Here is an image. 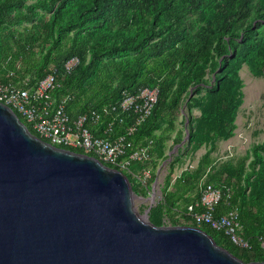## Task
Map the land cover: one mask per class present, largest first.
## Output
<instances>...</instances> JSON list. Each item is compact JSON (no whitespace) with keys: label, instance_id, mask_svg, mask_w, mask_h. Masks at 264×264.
<instances>
[{"label":"trees","instance_id":"obj_1","mask_svg":"<svg viewBox=\"0 0 264 264\" xmlns=\"http://www.w3.org/2000/svg\"><path fill=\"white\" fill-rule=\"evenodd\" d=\"M23 2L24 0L0 1V25L33 21L36 9H42L52 12L50 28L56 39L69 29H76L70 48L54 59V65L59 69L73 56H78L81 61L71 74L60 75V87L55 93L57 99L68 94L74 97L68 110L72 119L90 109L101 111L105 106L117 105L123 99L124 92L135 93L142 88L159 87L158 102L151 116L135 134L136 145L152 139L149 137L151 129L157 127L162 112L174 106L186 85H208V73L214 75V84L209 90L203 116L199 121L210 131L225 132L227 127L233 125L242 100L243 83L239 70L244 63L257 62L264 55V0H36L25 12L19 9ZM195 14L204 15V26L194 31L189 19ZM90 28H106L107 31L96 36L100 41L93 52L96 57L84 67L91 37L85 31ZM29 48V44L23 46L22 52ZM132 52L137 53L134 57L136 70L120 80L108 96L101 99L102 104L97 105L91 101L80 110H72L77 94L75 87L90 77L89 72L97 67L98 57ZM8 58L10 57L6 58L0 53V71L16 70L18 60L11 59L9 64H5ZM150 60L159 61L161 65L152 68V74L149 75L146 71L150 68ZM187 68L190 71L183 74ZM174 71L185 77L186 81H180L175 93L169 98L173 85L169 78ZM16 72L20 78H24L21 68ZM44 75L43 72L39 77ZM161 77L164 79L158 80ZM188 105L200 106L202 103L199 98H191ZM112 118L111 115L103 116L100 123L92 128L95 136L104 135ZM129 124L130 120L121 116L115 122L113 131L122 133ZM28 128L36 134L31 127ZM190 133H193V121L190 123ZM263 152L264 141L254 145V160L250 165L254 166L261 160ZM128 177L135 195L147 191L148 185H142L131 175ZM207 184H213L226 193L216 209L217 216L237 208L243 235L251 248L237 246L223 232L216 231L209 225L203 224L200 228L211 234L218 245L224 246L239 258H248L251 262L264 261V233L258 222L249 223L251 215L253 216L252 209L238 204L235 188L230 183L212 179ZM156 215L157 212L150 215V221L162 226ZM186 218L191 220L189 216ZM178 225L182 224L174 222L172 226ZM191 225L197 226L193 222Z\"/></svg>","mask_w":264,"mask_h":264},{"label":"water","instance_id":"obj_2","mask_svg":"<svg viewBox=\"0 0 264 264\" xmlns=\"http://www.w3.org/2000/svg\"><path fill=\"white\" fill-rule=\"evenodd\" d=\"M135 197L125 173L53 146L0 102V264H264L198 226L154 224Z\"/></svg>","mask_w":264,"mask_h":264},{"label":"rangeland","instance_id":"obj_3","mask_svg":"<svg viewBox=\"0 0 264 264\" xmlns=\"http://www.w3.org/2000/svg\"><path fill=\"white\" fill-rule=\"evenodd\" d=\"M35 1L24 0L20 11L25 12ZM203 16L195 14L190 17L189 24L194 31L204 26ZM51 17L52 12L36 9L33 21L0 25V53L6 58L20 61L24 77L38 78L43 72L46 73L55 66L54 59L72 45L76 29H69L56 39V35L51 33ZM106 31V28L85 31L91 37L84 67L96 57L93 52L100 44L96 36ZM27 44L30 45L29 50L22 52V47ZM136 54L98 57L97 67L89 72L90 77L75 87L77 94L72 110H80L91 101L102 104L101 99L108 96L120 80L136 70ZM149 62L150 68L146 72L150 75V70L161 64L154 60ZM189 71L187 68L183 74ZM238 74L243 83L242 100L233 125L227 127L225 132L210 131L199 121L214 84L211 73L206 75L208 85H186L174 106L162 112L157 127L151 129L149 135L156 150L152 159L143 165L150 172L146 184L148 189L134 198L136 210L142 216L150 220V215L157 212L156 218L162 225L172 226L174 222L191 225L192 221L184 215L187 207L198 200L208 182L220 179L235 188L238 204L252 209L253 216L249 223L258 222L264 233V152L261 160L254 166L250 165L254 160L253 146L264 141V55L257 62L244 63ZM163 79L158 78L160 81ZM183 80L186 81L185 77L176 71L171 74L169 81L173 85L169 98ZM191 98H199L202 105L189 107ZM191 121L193 133H190ZM242 260L251 262L248 258Z\"/></svg>","mask_w":264,"mask_h":264},{"label":"built area","instance_id":"obj_4","mask_svg":"<svg viewBox=\"0 0 264 264\" xmlns=\"http://www.w3.org/2000/svg\"><path fill=\"white\" fill-rule=\"evenodd\" d=\"M10 62L8 58L5 64ZM80 62L78 56H73L61 69L53 66L42 77L20 78L16 70L21 68V62L17 61L16 70L0 71V102L9 106L27 127L53 146L95 156L107 166L131 175L146 185L150 172L143 165L152 159L155 145L152 139L136 145L135 134L151 116L158 102L159 87H146L135 93L124 92L123 99L117 105L105 106L101 111L90 109L72 119L68 110L74 97L68 94L57 99L55 93L60 87V75L71 74ZM104 115L113 118L104 135L95 136L92 128L100 123ZM121 116L129 119L130 124L122 133H115V122ZM224 195L226 193L221 188L206 184L199 199L187 207L185 215L198 227L209 225L223 232L237 246L250 249V243L242 232L237 208L217 216L216 209Z\"/></svg>","mask_w":264,"mask_h":264}]
</instances>
